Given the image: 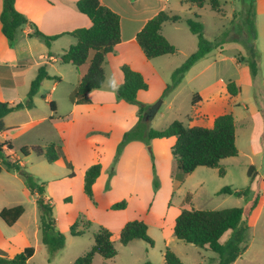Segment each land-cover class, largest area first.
I'll return each instance as SVG.
<instances>
[{
  "label": "crops",
  "instance_id": "obj_1",
  "mask_svg": "<svg viewBox=\"0 0 264 264\" xmlns=\"http://www.w3.org/2000/svg\"><path fill=\"white\" fill-rule=\"evenodd\" d=\"M78 1L16 0L17 10L28 19V23L18 29L13 45L4 35L0 21V100L10 104L25 102L32 81L38 75L40 68L44 67L52 78L43 80L37 94L42 92L48 82H52L50 90L43 96L46 103H54V110L51 109V112H44L42 115L32 113L31 109L35 108V102L33 108H23L9 113L3 119L4 127L0 129V143H10L12 150L7 151V154L26 168L27 161L22 159L21 149L40 146L34 145L36 139L34 134L38 126L47 123V128L52 134L50 141L58 142L61 148L59 159L50 163L56 169L50 172L49 176L44 177L45 199L51 203L52 194H58L64 190L66 198L72 200L71 196L75 193L74 187L80 185V192L85 203L83 211L72 212L64 226L61 225L62 218L55 217L53 212L57 229L66 235L70 234V226L83 213L93 223L92 226L94 224L99 227L104 226L114 233H119L129 221L143 220L148 224L150 219L159 216L155 205H147L146 189L150 190L154 167L157 174L162 177L167 172V167L170 169V165L173 166L172 147L176 142L175 137L154 139L151 141V145L145 144L143 141H132L124 147L114 165L117 147L124 133L134 127L139 120V106L117 97V89L124 80L121 68L125 64L129 65L133 70L141 73L147 83L149 80L153 81L158 88V93L164 91L170 80H167V76L172 77V73L178 66L172 56L178 53L181 46H187V55L190 56L194 53L195 41L181 24H186L188 19L185 15V6H196L184 3L182 0H100L102 5L120 16L121 41L115 46L114 51L106 56L104 85L100 89L90 92V103L78 104L73 102L72 95L80 82L81 75L75 66L65 64L60 60L63 53L77 43V39L70 33L79 28H89L92 25L90 18L78 10L76 5ZM221 3V11L213 10L214 12L224 14L223 0ZM2 10L3 0H0V16ZM162 11L170 15L181 16L177 22L164 23L161 30L164 37L176 47L177 52L174 55H163L149 60L137 42V34L151 18ZM253 11L257 28L256 46L261 53L259 64H263L264 0H254ZM35 29L46 36H55L56 38L51 41L50 45H47L42 39L31 36ZM202 60L203 58L192 66L178 86L170 92L167 98H163L161 105L168 102L167 108L173 109V100L177 93L170 101L168 98L186 82L187 74ZM207 68L210 66H203L202 70L198 72V76L202 77ZM65 80L68 81L69 87L59 93V87ZM222 86L210 83L201 93L193 95V98L195 95L198 97L196 96L195 103L192 102L194 114L189 127H213L215 119L224 113L217 112L224 105L223 97L219 94ZM147 90L138 93V100L152 109V103L157 99L156 97L152 98ZM224 96V100H226L227 95ZM158 110L153 111L152 109V114L154 113L155 116ZM163 147L168 151H162ZM32 154L30 153L29 156ZM97 154L100 156L102 168L93 185V196L96 202L94 204L84 192V176L87 169L96 162ZM39 157L45 158L44 156ZM171 178L172 175L168 176V179L172 180ZM40 179L41 177L37 180L38 183H42ZM55 182L65 185L64 189H61L62 186H53L52 184ZM59 189L60 191H58ZM20 193L33 198L31 201L29 200L30 204L35 206L32 234L30 235L23 227L24 221L22 220L27 212L25 208L23 215L13 225L22 226L19 231L22 241L16 243V238L13 236L7 237L0 233V248L3 249V254L6 257L11 258L26 247H35L33 256L28 260L29 264L42 246H45L41 241L37 196L30 194L24 179L17 172L3 170L0 173V212L4 208L16 205L6 204L7 197L18 198ZM258 197L256 207L249 210L248 226L250 228L256 225L263 212L264 193ZM122 199L128 200V206L123 210L112 209V205ZM136 199L139 201L138 208L131 213V203ZM94 212L95 214H92ZM96 214L103 215V218H97ZM158 223L164 227L166 220ZM90 229L76 238L86 236ZM172 237L173 235L168 236L167 244ZM206 249L208 248L206 247ZM247 249L232 264H237ZM97 256L99 255L94 257L93 264ZM71 263L73 264V262Z\"/></svg>",
  "mask_w": 264,
  "mask_h": 264
},
{
  "label": "trees",
  "instance_id": "obj_2",
  "mask_svg": "<svg viewBox=\"0 0 264 264\" xmlns=\"http://www.w3.org/2000/svg\"><path fill=\"white\" fill-rule=\"evenodd\" d=\"M197 8H203L209 3L211 9L221 11V0H182ZM16 0H3V10L0 21L2 30L10 44L16 40L18 29L28 23V19L16 8ZM77 8L86 14L92 21L89 28H79L70 34L77 39L60 57L65 64L76 67L81 75L80 82L72 95V100L78 104L90 103V92L100 89L105 82L104 62L106 56L114 51L115 46L121 41L120 16L102 5L100 0H79ZM251 12L254 15V0H251ZM200 16L196 15L198 19ZM181 19L179 15H170L167 12H160L151 18L137 34V42L143 50L147 59H154L163 55H174L177 49L162 34V26L166 22H177ZM191 33L197 36L198 48L192 53L172 74V81L167 85L165 94L172 91L182 81L185 74L202 58L213 49L220 47L225 40L222 38L210 41L204 36V24L196 19L186 20ZM253 24V23H252ZM31 36L42 39L47 45L51 44L56 37L46 36L37 29L33 30ZM253 40H256V33H253ZM248 56L246 62L249 65L253 76L259 72L261 53L255 43L246 46ZM124 80L117 89V97L131 104L139 106V120L134 127L126 131L121 142L118 144L114 165L119 159L124 147L132 141H148L175 137L176 142L172 147V154L184 174H190L200 166H206L219 170L224 176L225 169L221 165L223 159L238 156L239 150L236 144V123L232 113L219 115L211 128L202 126H186L181 121H174L167 128L157 130L149 126V121L154 116L150 106L138 100V93L148 89V83L143 75L133 70L129 65L122 66ZM50 79L44 67L40 68L38 75L32 81L27 99L23 103L10 104L0 100V129L4 127L3 119L9 113L34 107V96L37 94L44 79ZM227 92L236 96L241 92V87L235 81H230ZM195 95L193 103H195ZM54 110V103H50ZM149 115V119L146 117ZM6 147V148H5ZM60 144L50 142L46 146H33L30 149L22 148L21 154L29 156L34 153L37 156H44L48 163H53L60 157ZM10 143H0V173L3 170L15 171L23 179L31 195H36V202L40 211V231L42 244L48 251V261H52L66 245V235L57 229L56 219L53 215L51 203L45 199L44 183H38L34 175L26 170L19 161L12 159L7 151H11ZM99 154L96 162L87 169L84 176V192L94 204L93 185L101 173L102 165ZM113 169V168H112ZM254 167L249 169V175L253 179ZM113 173V170H112ZM111 173V174H112ZM220 193H236L240 197H247L251 193V187L243 190L233 191L230 187H224ZM256 197L251 205L254 209L258 203ZM127 207V201L122 200L112 205L114 210H123ZM23 205L4 208L0 212V218L8 226H13L23 215ZM245 211L241 207H230L216 210L183 209L175 220L174 235L178 240L198 247L208 248L219 255L217 264H232L243 253L240 247L244 241L245 228L241 227ZM92 226V222L85 215L80 214L76 221L70 226L71 236H81ZM229 230H235V235L227 243H221L220 239ZM118 240L124 246L134 240H143L153 245V239L148 234V225L143 220H132L127 222L117 235ZM115 234L104 226H100L94 233L93 247L83 255L79 256L73 264H93L96 255L101 256L105 261L112 260L117 255L115 247ZM36 248L26 247L11 258L0 253V264H28ZM166 264H183L179 257L166 249L164 254ZM144 264H153L146 262Z\"/></svg>",
  "mask_w": 264,
  "mask_h": 264
},
{
  "label": "rangeland",
  "instance_id": "obj_3",
  "mask_svg": "<svg viewBox=\"0 0 264 264\" xmlns=\"http://www.w3.org/2000/svg\"><path fill=\"white\" fill-rule=\"evenodd\" d=\"M250 5L251 0H223L224 14L211 10L209 4H206L201 9L186 5L184 8L186 9L185 15L188 19H196L204 24V36L208 40L215 41L222 35L225 43L207 54L187 74L186 82L168 98V101H170L177 93L173 100V109L167 108L168 102L161 105L163 98H167L171 92L165 94L166 87L164 91L158 93L155 83L149 80L147 90L152 98L156 97L157 99L152 103V108L158 106L159 109L161 105L160 109H157V114L149 121V126L162 130L176 120L189 126L194 114L192 108L193 95L201 93L210 83L223 85L219 94L223 97L224 105L217 112L232 113L235 118L236 144L239 149L238 156L229 157L221 161V165L226 171L224 176L219 174L218 169L206 166H200L190 174H184L175 158L173 166L170 165V169L167 167V172L162 177L157 174L154 167L150 190L146 189L147 205H155V210L159 215L150 219L147 224L149 228L148 234L153 239V245L138 239L124 246L117 238L118 233L113 232L116 236V257L113 260L105 261L101 256H97L94 264H144L146 262L165 264L164 253L167 248L173 251L183 264H217L219 261L217 253L178 240L174 235V223L183 209L216 210L230 207H241L245 211L244 220L241 223V227L245 228L244 241L240 247L244 251L248 249L237 264H264V207L256 225L251 228L248 226L251 205L256 197L264 193V61L263 64H259L258 74L253 76L246 62V57L248 56L246 46L250 43L256 44V40H253V33H256L257 37L255 18L251 12ZM196 15L200 17L197 19ZM181 25L195 41V49L193 51L195 52L198 48L197 36L191 33L188 25ZM180 48L178 53L172 56V59L178 65L177 67L189 56L187 55V46H181ZM205 65H209L210 68H207L202 77H199L198 72ZM167 80H169L168 84H170L172 77L167 76ZM230 81H235L237 86L241 87V92L236 96H231L227 92L226 86ZM51 83L48 82L42 92L35 96L34 102L36 106L31 109L32 113L42 115L44 112H51L50 104L45 102L43 96L50 90ZM68 87L69 83L65 80L59 87V93ZM225 94L227 95L226 100H224ZM47 126L46 123V125L42 124L37 127L34 134V137H36L34 145L46 146L51 142L52 134ZM152 140L143 142L151 145ZM164 150L168 151V149L163 147L162 151ZM21 157L24 161H27L26 170L32 174H38L33 175L36 180L41 177L40 181L42 183L45 181L44 177L49 176L50 172L56 169L45 158L39 157L34 153L26 158L22 155ZM251 167H254L255 174L253 179L249 175ZM170 174L172 175V180L168 179V176H171ZM52 185L62 186L61 189H64L65 186L60 184V182H55ZM248 186L251 187V193L247 197H240L236 193H220L224 187H230L233 191H238ZM74 192V195L71 196L72 200L66 198L64 190L58 194H52V197H50L52 198V210L55 217L60 216L62 218V226L67 224L68 216L72 212L83 211L85 208L80 185L74 187ZM169 194L170 197L168 198ZM29 200L31 201L33 198L20 193L18 198L7 197L5 203L23 205L26 208L27 212L22 220L24 221L23 227L31 235L34 226L35 206L30 204ZM122 200H126L128 206V200ZM138 204L139 201L137 199L131 203V213L136 211ZM92 214H95V212ZM95 216L103 218L101 214H96ZM164 220H166V223L162 227L158 222ZM0 225L2 227L0 229L1 234L7 237L13 236L16 238V243L22 241V238L19 237V231L22 226H8L1 218ZM90 228L88 234L81 238L64 233L68 238L66 245L52 261H48L47 248L42 246L29 264H72L71 262H74L79 256L93 247V234L98 230L99 226L94 224ZM170 235H173V237L167 244L166 240ZM234 235L235 230L227 231L221 238V242L227 243ZM0 253L3 254L2 248H0Z\"/></svg>",
  "mask_w": 264,
  "mask_h": 264
},
{
  "label": "water",
  "instance_id": "obj_4",
  "mask_svg": "<svg viewBox=\"0 0 264 264\" xmlns=\"http://www.w3.org/2000/svg\"><path fill=\"white\" fill-rule=\"evenodd\" d=\"M152 109H153V111H156L158 109V106L155 108H152ZM146 118L149 119V115Z\"/></svg>",
  "mask_w": 264,
  "mask_h": 264
}]
</instances>
